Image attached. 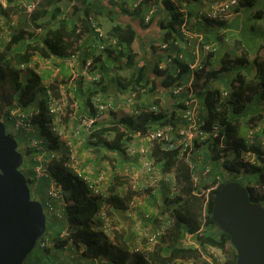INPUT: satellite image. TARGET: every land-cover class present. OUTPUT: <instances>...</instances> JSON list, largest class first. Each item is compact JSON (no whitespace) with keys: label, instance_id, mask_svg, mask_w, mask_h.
I'll return each mask as SVG.
<instances>
[{"label":"trees","instance_id":"1","mask_svg":"<svg viewBox=\"0 0 264 264\" xmlns=\"http://www.w3.org/2000/svg\"><path fill=\"white\" fill-rule=\"evenodd\" d=\"M64 1L72 3L66 14H63L61 9V4ZM196 1L152 0L150 2L140 0L130 12L126 9V0H120L118 4H115L114 0H106V6L103 4V0H44L28 18L14 6L6 9L0 8V20L3 21L5 28L10 24L11 20L8 19L11 14L18 15L20 20L16 29L14 28L12 31L10 39L0 43V109L5 108L4 114L0 111V120L2 122H4L2 119L12 120L13 129H16L15 121L10 118V111L15 107L23 110L28 106V100L39 102V112L31 119V126L37 128L38 133H34V130L28 131L31 126H27V120H24L23 125L17 128L36 136L37 138H29L24 142L31 146L30 143L36 141L39 147L31 146L26 153L21 152L23 163L20 171L27 179L33 200L44 203L51 183L50 179L53 178L61 186L62 198L66 203V205H62L61 200H53L54 213L48 215L46 232L41 238V240L48 238L52 244L44 248L40 246L41 240H39L24 264H76L75 258L65 256L66 241L60 238V234L64 230H67L73 239V244L76 247L75 253H78L86 261L103 258L109 264H176L186 261H191L192 264L201 261L205 264L206 261L202 258L201 250L205 251L211 248L222 257L223 260L220 264H236V251L230 243L228 235L222 232L212 220V201L214 193L222 185L228 182H237L248 190L249 200L252 203H258L264 208V192L258 193L255 189V186L264 182V159H259L254 164L242 160V156L247 152L257 156L264 153L263 149L258 148L255 143H248L249 130L246 136L242 134L243 119L245 121L247 119L248 123L264 119V112L243 118L245 112H249L251 108H253L251 113H254L259 104L262 103L264 106V42H262L264 33L261 28L253 26L250 30V28L248 29L249 25L244 24L246 31L239 34L240 38H232L229 36L232 34L230 32L234 29V24H231L230 20L234 16L219 19L205 18L192 25V27L195 26L193 30L203 36L200 41L202 46L212 45L215 39L218 47L220 40H223L221 43H225L226 36L231 38L232 42L224 49L222 48V56L218 59L214 57L216 48L213 45L212 50L206 56H202L201 67L194 74L196 96L206 109L205 131L207 137L201 136L194 141L187 158L185 157L188 151H183L181 147L166 151L162 149V146H154L152 157L159 166L162 176H169L168 184H174L178 188H175L176 192L172 194V197L164 198L162 212L169 214L167 219H170V224L166 226L164 237L160 238L161 242L157 244L161 246H157L152 252L143 255L132 253L134 255L129 256L131 241L125 239L122 231L119 233L117 230L114 231V243L110 244L106 236L99 230L95 220L101 207L99 196L92 195L84 182L64 166L67 159L64 154L68 153L67 144L70 141L68 138H64L65 131L71 130L70 123L66 124V120L70 121L72 118V114L67 113L68 110L67 114H62L59 118L58 125L62 130V136L54 133L56 137L51 141L48 139V143L42 137L38 139V136L43 135V127L47 124L46 118L50 120L45 107L47 89L56 99L63 100L64 98L68 105L70 103V106L73 107L70 97L72 93H69V89L62 94L59 90L58 84L64 83L63 81L55 80L45 87L42 85L43 72H40L38 61L46 60V64L50 62L51 70L56 75L70 74L67 79L71 78L75 63L79 60L80 73L83 70L85 72V63L89 59V50L85 51V39L91 34L92 41H101L91 29L92 21L96 20L98 16L110 19L115 17L116 22L108 31V35L117 40V47L105 48L103 52L107 54V58H112L111 60L116 63L124 60L130 76L122 81L121 76L116 73L112 76L97 74V81L93 83L94 89L90 90L87 98L91 117L95 115L92 101L98 99V94H107L111 84H115L116 93L128 89L149 90L153 95V103L159 106V109L154 112L149 111V106H143L142 113L134 117L121 113L117 116L118 118H115L114 114H111L116 123L109 127L97 125L105 116L101 117L94 122L91 132H86L88 143L93 139L95 144L101 143L110 150L124 153L133 134L144 133L153 125L172 124L177 126L179 122L176 114L181 105H161L160 97L161 95L166 96L168 103L176 99L169 93V90L184 84L185 77L189 72L187 65L194 62L195 47L185 42V38L179 30L184 20V13L179 9L183 3ZM218 1L214 0L208 4L211 7ZM253 2L255 3L254 0H239L231 14L238 13L240 7L251 8L254 5ZM157 5L159 12L156 9ZM152 6L156 10L145 22V16L153 9ZM127 11L130 15L127 14ZM250 13L255 12L251 11ZM119 14L126 15L128 19L129 16L134 18L138 25L137 28L129 23L122 25ZM189 14L191 13L189 12ZM251 14L249 19H258L251 22L264 21L262 12L258 11L256 16H251ZM188 25L190 29L191 25ZM142 29L150 31L151 36L155 34L153 35L155 37L143 38L139 33ZM193 30L191 29L192 32ZM159 31L162 32L160 40L157 39ZM242 36L244 40L241 39ZM254 37L259 40H253ZM172 42L176 43V46H172ZM164 44L170 46L164 50L161 48ZM251 51L256 52L254 56H251ZM90 52L95 53L96 48H91ZM171 54H176L173 56V63L161 67ZM180 54L183 55L182 58H179ZM100 55L96 56L95 63L100 62ZM251 66L254 67V73L252 78L247 81L248 76L243 70L247 68L248 71L250 68L249 71H252ZM92 71L94 72L95 69ZM228 73L232 74L229 95L222 99L220 95L222 91L216 88V85L224 83ZM214 124L220 126L216 135L208 133ZM110 134L112 138L108 140L105 135ZM59 142L61 145H57ZM42 145H46L47 149L41 148ZM56 146L59 147L58 151L63 149V154L49 160L46 166L48 175L38 177L34 167L38 166L39 162H36L35 159L38 156L48 159L50 152L56 151ZM199 157L201 158L199 159ZM198 160L202 164L200 168L191 169L188 163L196 164ZM30 167H33L32 172L29 171ZM206 167L209 168V174L202 177V172ZM193 173L199 174V184L194 183ZM110 181L106 202L109 205L108 213L111 215L117 211L127 210L135 192L124 187L125 184L129 185L120 175H113ZM214 184H217V188L211 190L206 196V190ZM123 194L125 196L122 197ZM205 201V223L201 226L200 213ZM186 234L190 235L191 241L199 246L200 251L194 245L187 246L183 242ZM162 243L165 244V247L162 246ZM80 249L81 252H79Z\"/></svg>","mask_w":264,"mask_h":264},{"label":"built area","instance_id":"2","mask_svg":"<svg viewBox=\"0 0 264 264\" xmlns=\"http://www.w3.org/2000/svg\"><path fill=\"white\" fill-rule=\"evenodd\" d=\"M44 0H0V8L6 9L11 6H14L15 8L19 9L20 12L24 16L28 18V16L36 11L40 4ZM120 0H114V2H119ZM152 1V0H148ZM239 0H219L214 6H211L209 10L206 9H200L195 11V14L193 15H188V13L184 14V20L183 23L180 26V32L182 36L185 38V42L189 45L192 43L194 45L195 49L193 52L194 55V62L189 63L188 69V76L185 77L184 84L179 85L177 87H172L169 90V93L172 94L175 98L179 99L182 103L181 108L178 109V112L176 114V118L178 119L179 124L177 126H174L172 124H165V125H153L150 129H148L144 133H135L132 136V139L127 143V148H126V154L131 157L133 160H139L142 168V173L145 175H150V174H155L156 173V181L155 183H159L161 180L160 177L157 176V164L155 163L154 158L152 157L153 149L155 145L162 146L163 150H172L175 149L176 147H181L183 151H188L187 156H189V150L192 149L193 143L196 139L200 138L201 136L203 138L207 137L206 131H205V116H204V111L205 108L204 106L200 103V101L196 97V91L194 88V74L197 69L201 67V59L202 56H206L209 51L212 49L211 44H205V45H200V41L202 40V35H195L193 32L189 29L188 23H195L199 22L203 19H219V18H226L227 16L231 15L233 7L238 3ZM137 3L133 5V8L136 6ZM154 6H152L153 8ZM155 11V8L149 11V13L145 16V22L148 21L150 18V15ZM23 16V17H24ZM20 17V15H19ZM10 19L11 20L9 23V26L5 28L3 21L0 20V43H4L5 40H9L11 37V33L16 29L18 26L20 20L18 18V15L16 14H11ZM189 21V22H188ZM12 26L13 28H9ZM92 30L94 33L97 34L98 38L101 39L98 42H91L89 44V48L93 49L94 47L96 48V52L93 53L91 52L90 57H94L97 53L100 54L101 52L104 51L105 48L109 47H117V40L114 37L108 36L107 34H104L101 32V30L96 27L95 25L92 26ZM196 37V38H195ZM195 38L197 39L196 43L194 44L192 39ZM172 46H176V43L172 42ZM170 45L164 44L161 46L162 49L166 50ZM104 53V52H103ZM176 54H171L170 57L166 58V60L162 63L161 67H165L168 64L173 63V56ZM183 55L180 54L179 58H182ZM93 59L89 58L86 60L85 63V70L87 72L93 70L92 66ZM92 80L94 82L97 81V75H94L92 77ZM146 97L147 95V90L146 89H141V90H132L128 89L126 91H119L117 92V100L114 98L111 99V101H102L100 103L99 98L97 100H93V105H94V111L95 115L94 117L92 116L90 121L88 120L89 126L94 124L95 121L99 120L101 117H103L104 114H107V112L111 111L114 109V105L120 106L122 108H126V110L133 116H138L142 112V104L139 103V98L140 96ZM221 98H227L229 95L228 90H223L221 92ZM45 107L46 111L48 113V116L50 117L49 120V128L50 130L57 134L58 136H62V130L59 128V118L63 113V110L65 108V104L58 99H55L50 90H46V95H45ZM161 99V98H160ZM117 101V102H115ZM165 104L163 100L161 99V105ZM174 104V103H173ZM147 106H149V111H158L159 106H156L153 103V98L150 99L147 102ZM33 108L32 111L25 113L24 109L21 110L19 107H15L10 111V118H12L15 121V126L19 128V126L23 125L24 120H27V126H31V119L38 114V112H35ZM26 126V127H27ZM220 130V126L218 124H214L211 126L209 129L210 134L216 135ZM251 133H249L248 138L249 142L254 141L253 139L255 138V131L254 129L250 130ZM248 142V143H249ZM31 146L38 147V142L33 141L30 143ZM262 144L264 145V137L262 139ZM39 148V147H38ZM68 153H65L66 155V161L64 163V166L68 168L69 170L72 171V173L82 180L84 184L87 186L88 190L90 193L94 196H99L98 198L100 199L101 207L95 216L96 224L99 228V230L102 231L104 235H109L112 233V219L110 214L108 213L109 211V205L106 202V198L108 196V191L107 188L110 186V181L108 178L105 176L104 173L99 172V173H87L84 172L80 168V164L78 159L76 158L75 154L73 152H70V149H67ZM264 152V151H263ZM63 154V149L61 151H51L49 154V158H44L43 156H38L35 160L36 162H39V165L34 167V171L37 174L38 177L41 175H48L46 171V166L49 162V160L60 157ZM264 158V153L263 155L257 156L253 153L247 152L245 155L242 156L243 162L249 163V164H254L256 161V158ZM188 162V161H187ZM189 164V167L193 169V166ZM203 175L209 174V168H205L202 172ZM194 173H193V180L195 183L196 179L194 178ZM158 178V179H157ZM165 182H169V176H164ZM51 183L49 186V189L47 191V196L46 199L44 200V203L42 204L43 209H47L48 214L54 213V207H53V200H61L62 205H66L64 202V199L62 198V188L59 184L56 183V180L51 178L50 179ZM170 188H173L171 190L170 196L172 197V194L176 192L175 188H178L177 186H174L170 184ZM217 188V184H214L213 186L211 185L209 189L206 190V196L208 193ZM256 191L258 193L264 192V182L257 185L255 187ZM45 213V212H44ZM205 214H206V201L204 203V207L201 211V226L204 225L205 223ZM46 215V214H45ZM47 219V215H46ZM170 224V219H167L163 225L158 226L157 228L154 229L153 232H151L148 235L145 236H140L136 241L132 243L131 246V251L132 253H142L143 251L147 252H152L154 247L157 246V244L160 242V238L164 237L166 226ZM190 235L186 234L184 237V242L186 243V239L189 238ZM60 238L64 241H66V244L64 245L65 248L68 246L70 248L75 249L76 247L73 244V239L70 235V233L67 230H64L60 234ZM41 240V239H40ZM144 244H142V242ZM141 243V244H140ZM52 242L48 239H42L40 242V246L47 248L51 246ZM190 245H196L195 247H199L197 244L193 243L191 241ZM81 252V249L79 250ZM207 256L204 255V260L206 261L205 264H220L222 262V257L215 255L214 249L208 248L206 249ZM212 256V257H211ZM89 261V260H88ZM93 264H109L107 260L103 258H93L91 260Z\"/></svg>","mask_w":264,"mask_h":264},{"label":"crops","instance_id":"3","mask_svg":"<svg viewBox=\"0 0 264 264\" xmlns=\"http://www.w3.org/2000/svg\"><path fill=\"white\" fill-rule=\"evenodd\" d=\"M105 1L103 0V4L106 6ZM139 1L140 0H126V9L128 11L132 12L131 3L135 4ZM215 1H218V0H215ZM254 1H255V3L253 2L254 5L260 4L263 6H262V8L254 9L253 12H255V13L251 14V16H256L258 11L264 13L263 12L264 11V0H254ZM211 2H214V0H209V1L208 0H197L194 3H187V4L183 3L179 10L182 11L184 14L190 12L191 14H189V15H193V14H195L194 11H197L200 9L209 10L210 9L209 4ZM254 5H252L251 8H254ZM243 8L244 7H242L238 11V13H236L234 15V17H232V19L230 20V23L234 24V26H233L234 29L231 30V32L229 31L230 33H232V36H231L232 38H240L239 34L245 30L244 25H242L243 24L242 23L243 22V14H244ZM109 9L114 10L113 7H112V9L111 8H109ZM128 11H127V14L130 15V13ZM105 12H107V11H105ZM119 16H120V19H121L120 21H121L122 25L129 23V24L133 25L134 28H137L138 25H137V22L134 18H131L129 16V19H128L127 16L123 15V14H119ZM101 17L109 19V17H103V16H101ZM113 19H115V17H112V20ZM103 20H105V19H103ZM95 21L99 24L98 19H96ZM246 26H248V25H246ZM248 28H250V30H251V28H253V24H250L248 26ZM225 31L226 30H224V32ZM193 34H194V36L197 35L195 33H193ZM90 36H91V34L84 41V43L86 45L85 51L89 50V56L91 54L89 44L91 42H94V41H92V38H90ZM195 38H193L191 42L194 43L196 40ZM241 39H242V37H241ZM243 40H244V38H243ZM213 45H216V42L212 43V46ZM219 48H220L219 46H218V48L216 46V50H219ZM56 62L63 63L62 61L61 62L56 61ZM95 64H96V69H95L96 72L99 71L100 73H102V75L112 76V72L108 73V71H107L108 67L112 66V62L109 63V60L107 61V59L105 60L104 58H102V60L100 62L94 63V66H95ZM80 68L81 67H80V60H79L77 63H75V67H74L75 71L72 70V76L69 79V82L58 84L61 94L64 93V91L66 92L68 89H69V93L73 94V95L72 94L70 95L71 100L73 101V108L71 110L72 111V116H71L72 118L70 119L69 123H70V129H71L70 131L72 132L73 142H75V145L73 142H71V140L68 141L67 145L70 149V152H73L75 154V156L77 157L79 164H80V168L84 172H87V173L102 172L105 174V176L108 178L109 181H110L109 172L111 173L112 176L116 172L118 175L122 176L123 179H125V181L128 183L129 186H127V184H125L124 187L130 188L132 191L135 192V195H133L131 201L128 204V209L125 210L124 212L123 211L115 212V215H117L116 216L117 221L120 223L119 227L121 228V231L124 233L125 239L128 240L129 242L131 241V245H132V243L134 241H136L140 236H142L141 234H137L139 232L138 230L141 229V227L144 229L145 232L148 231L151 233L155 229L154 225L156 223L158 224V226L163 225V223L169 217V214L167 215V214L162 213V209L164 207V202H163L164 198L170 196L169 195L170 184H168V182H164V181H161L162 183L160 182V184H156L155 183L156 173L155 174L152 173L150 175L143 174L141 172L142 171L141 164H140V162H138L139 160H136V159L133 160L131 157H129L126 154V152L121 153L119 151L110 150L106 146L102 145L101 143L95 144V141H93V139L91 142L88 143V141L86 139V132L89 131V133H90L94 124H92L91 126H89V124H88V120L90 121L91 115L89 112V102L87 101V98L89 97L90 90L94 89L93 87L95 85L93 84L94 81L92 80V77H90L89 72H87V71L84 72V70H83L80 73ZM57 76L58 75L53 73V75L51 76V80H50L49 84L55 80H61V79L67 80V77H69L70 74L69 75L67 74L65 76L60 75L59 78ZM42 78H43V73H42ZM42 85L44 87L47 86V85H44V82ZM113 85L115 86V84H113ZM222 85L223 84L219 83L216 85V88H219V90H221V87H223ZM51 94H52V92H51ZM111 94H113V93L110 92L108 95L111 96ZM102 95H104V94L103 93L98 94L97 98L101 97ZM52 96H53V94H52ZM151 97H153V95ZM111 98H114V97H111ZM160 98L163 100V102L168 104L166 96L161 95ZM176 99L173 101L174 105H179V104L182 105L181 101L178 99L176 100ZM61 101L65 104V107H66L67 106V102H65L66 100L65 101L61 100ZM262 106H263L262 103L259 104L257 106V110L254 113L250 114L249 116H253V115H257L258 113H262L261 112ZM263 120L264 119H260V120H256L255 122H253V124L256 123V126H255L256 128L253 127L250 129H254L255 134L263 133L262 132L264 129V122H262ZM261 123H263V124L261 125ZM97 125L99 127H108L109 126V124L106 125V122H100V123L98 122ZM249 125H252V123H249ZM246 128L242 129V134L246 135ZM250 129H249V133H251ZM105 137H107L108 140H110L112 138L111 134L105 135ZM258 148H262L264 151V145L262 144V141L259 142ZM259 159L263 160L264 158H258L257 157L256 161L257 160L259 161ZM110 162H111V164H110ZM102 166L105 167L107 169V171H105L104 169H99V168H102ZM158 174H159V172H157V176H159ZM161 177H163V176H161ZM148 186H150V188H152V189L146 190L145 194H142L143 189L148 188ZM121 196L123 197L125 195L123 194ZM141 225H144V227ZM132 228H134V232L132 231ZM147 235H148V233H147ZM132 237H133V239L131 240ZM183 242H184V240H183ZM190 243H191V237L189 236V238L186 239L185 244L190 245ZM199 249L200 248L198 247V250ZM201 255H202V258L204 257V255L207 256L206 250L205 251L201 250ZM215 255L220 256L217 253H215ZM90 263H93V262L89 261V264Z\"/></svg>","mask_w":264,"mask_h":264},{"label":"water","instance_id":"4","mask_svg":"<svg viewBox=\"0 0 264 264\" xmlns=\"http://www.w3.org/2000/svg\"><path fill=\"white\" fill-rule=\"evenodd\" d=\"M22 163L17 140L0 120V264H23L46 232L44 209L31 198ZM211 216L228 235L236 264H264V208L249 200L244 186L222 185L213 195Z\"/></svg>","mask_w":264,"mask_h":264},{"label":"rangeland","instance_id":"5","mask_svg":"<svg viewBox=\"0 0 264 264\" xmlns=\"http://www.w3.org/2000/svg\"><path fill=\"white\" fill-rule=\"evenodd\" d=\"M151 2V1H150ZM115 4H118V2H115ZM62 6V13L63 14H66V13H68L69 11V9H70V7H71V5H70V3H68L67 1H65V2H63L62 4H61ZM133 5H134V3L132 4L131 3V8H133ZM262 6L263 5H260V4H258V5H256L255 6V8H245L244 9V14H243V25L245 24V25H250V24H252L253 22H251V21H257L258 19H255V18H253V19H249V16H250V11H253L254 9H256V8H262ZM156 9L158 10L157 12H159V6L157 5L156 6ZM155 9V10H156ZM240 9H241V7H240ZM133 11V10H132ZM264 12V11H263ZM264 14V13H263ZM232 16H234V14H231V15H229V16H227L228 18H231ZM98 19V22H99V25H98V27L100 28V30L104 33V34H107L108 35V31H110V29L112 28V26H113V24L115 23V21H114V19L112 20V19H106V18H100V17H98L97 18ZM103 19H105V20H103ZM232 19V18H231ZM45 20V19H44ZM43 20V21H44ZM230 20V19H229ZM188 24H190L191 25V28H190V30L192 29H194L195 28V26H193L192 27V25L194 24V23H188ZM253 26H254V28H261V30L264 32V21L263 20H259L257 23H253ZM249 29V28H248ZM247 29V30H248ZM193 32H195V34H197L196 32L197 31H195V30H193ZM139 33H140V35L143 37V38H146L147 36L148 37H150L151 36V34H150V31H147V30H145V29H142L141 31H139ZM157 33V32H156ZM159 35L157 36V39L158 40H160V36H161V34H162V32L161 31H159ZM153 35H155V34H153ZM151 36V37H155V36ZM232 36V34L229 36V37H231ZM229 37H225L226 39H224V41H225V43L224 44H226V46H224L223 47V43H221L222 41L220 40V44L218 45L220 48H219V50H215L214 52H215V58L216 59H218V58H220V56H222V52H223V49L225 48V47H227L228 45H230V43L232 42V39L231 38H229ZM243 36H242V40H243ZM253 40H255V41H258L259 39L258 38H256V37H254L253 38ZM7 40H5V42H6ZM196 41L197 40H195V42H194V44L196 43ZM215 42V39H214V41H213V43ZM262 42H264V36H263V38H262ZM215 46V48H216V46L217 45H214ZM213 47V46H212ZM218 48V47H217ZM223 48V49H222ZM252 53H251V56H254L255 55V51H251ZM263 53V52H262ZM98 55H100V54H96L94 57H90L89 56V58H92L93 59V62H92V68H94V69H96V64H95V66H94V63H95V59L97 58L96 56H98ZM101 59H100V61L102 60V58H104L105 60L107 59V61L109 60V61H112V66H110V67H108V73H110V72H112V75L114 74V73H116V75H119V76H121V80L122 81H124V80H126L127 78H129V76H130V74L128 73V71H127V67H126V65H125V61L124 60H122L121 62H118V63H116L115 61H113V60H111L112 58H107L108 56H107V54L106 53H101ZM39 63H38V66L41 68V70H40V72H43V82H44V85H48L49 84V82H50V80H51V76L53 75V71L51 70V67H52V65H51V63L50 62H48L47 64L45 63L46 62V60H43V61H38ZM110 63V62H109ZM215 64V63H214ZM252 68V71L250 70L249 71V69H248V71H247V68H244V70H243V72L244 73H246V75L248 76V78H246V80L248 81V80H250V78H252V75H253V73H254V67L253 66H251ZM101 68V67H100ZM55 74V73H54ZM89 74H90V77H93L94 75H97V74H100V72L99 71H90V69H89ZM59 76L60 75H58L57 77L59 78ZM62 76V75H61ZM123 78H125V79H123ZM70 79V78H69ZM69 79H67V80H65V79H61V81H63L64 83H66V82H69ZM232 79V74H230V73H228L227 75H226V79H225V81H224V83H221V84H223L222 86L223 87H221V90H229V88H230V84H231V80ZM43 82H42V84H43ZM109 90V92L107 93V94H104V95H102L101 97H99V100H100V102H102V101H105V102H107V101H111V99H113V98H111V97H114V99L115 100H117V93L115 92V86L114 85H110V88L108 89ZM110 92H112L113 94H111V96H109L108 94L110 93ZM152 96V94H150V91L149 90H147V95H146V97H144V96H140L141 98H139V103L140 104H142V107L143 106H147V102L150 100V99H152L153 97H151ZM64 101H65V99H63ZM118 101V100H117ZM117 101H115V102H117ZM66 102V101H65ZM166 104L167 103H165V106H166ZM169 104H171V105H173V102H169L168 103V105ZM115 107H114V109L113 110H111V111H109V112H107V114H104L103 115V119L100 121V122H106V125L107 124H109V126H111V125H113L114 123H116V121H113L114 120V118L112 117L113 115H111V114H114V116H115V118L119 115V114H129V115H131L127 110H126V108H122V107H120V106H117V105H114ZM251 106V105H250ZM250 106H248V108L250 107ZM33 108H35L34 110H35V112H38L39 111V102L37 101V100H28V106H26L25 108H24V111L26 112V113H28V112H30V111H32L33 110ZM72 108L73 107H71L70 106V103H69V105H68V103H67V106L64 108V110H63V113L62 114H65L66 113V111L68 110V114H72ZM251 108V107H250ZM144 110V108H142V111ZM0 111H2V113L5 111V108H2V109H0ZM69 112H71V113H69ZM251 112H253V108H251L250 110H249V112H245V114H244V116H243V118H246L247 116L249 117V115L250 114H252ZM261 112H264V106H262L261 107ZM66 113V114H67ZM142 113V112H141ZM4 114V113H3ZM67 116V115H66ZM131 116H133V115H131ZM61 117V116H60ZM134 117V116H133ZM118 118V117H117ZM3 121H4V124H5V127H6V132L8 133V134H10L11 136H13L16 140H17V142H18V150L20 151V152H23V153H26L27 152V150H28V148H30L31 146H29V143L27 144L26 142H24L25 140H28L29 138H37L36 136H34V135H31V134H29V133H27V132H25V130H22V129H13V126H14V123H13V121L12 120H6V119H2ZM46 120H47V124H45V126L43 127V135L42 136H38V139H41V137L43 138V140L46 142L48 139L51 141V140H54V138L56 137L55 135H54V133H52L51 132V130H50V128H49V126L48 125H50L49 124V120L46 118ZM66 124H69L68 122H69V119L68 120H66ZM99 122V123H100ZM262 122H264V120L262 121ZM243 124H244V128H256L255 126H256V123H252V125H249V123L247 122V119H246V121H245V119H243ZM263 123H261V125H262ZM108 126V127H109ZM30 128V130H28V131H31V130H34V133H38V129L37 128H35V127H29ZM243 128V127H242ZM246 128V134H247V129ZM22 130V131H21ZM24 131V132H23ZM23 132V135H21V133ZM263 133H261V134H255V138H254V141H253V143H255V145L256 146H258L259 145V142H261L262 141V139H263V137H264V129H263V131H262ZM31 133V132H30ZM65 133H66V135H65V139L66 138H68L69 140H71V142H73V136H72V132L70 131V130H67V131H65ZM21 136V137H20ZM246 136V135H245ZM249 140V139H248ZM28 142V141H27ZM47 143H48V141H47ZM74 143V145H75V142H73ZM61 145V143L59 142V143H57V145ZM62 144H63V142H62ZM81 146V145H80ZM41 148H43L44 150H46L47 149V147H46V145H42L41 146ZM56 148L57 149H55L56 150V153L58 152V146H56ZM98 156V155H97ZM201 157H199V159H200ZM201 162H200V160H198L197 161V163L195 164H193L192 163V165L191 166H193V169L194 168H200V166L202 165V164H200ZM110 164H111V162H110ZM99 169H104L105 171H107V169L105 168V167H103L102 166V168H99ZM157 171L159 172V176L158 177H160L161 178V180L162 181H164L165 182V180H164V177H161L162 176V173H161V171H160V169H159V166L157 165ZM32 170H33V167L31 168L30 167V172H32ZM113 171V170H112ZM196 171V170H195ZM113 175H118L116 172L113 174ZM109 176H110V180H112V175H111V173L109 172ZM172 177V178H171ZM171 181L173 182V176L171 175ZM202 177H206L205 175H203L202 174ZM194 178L196 179V184H199V180H200V177H199V174L197 173V175H194ZM194 181V180H193ZM161 182V181H160ZM160 182L159 183H157V184H160ZM110 183H111V181H110ZM162 183V182H161ZM195 183V182H194ZM170 187V186H169ZM150 189H152V188H150V186H148V188H144L143 189V191H142V194H145V191L146 190H150ZM169 190L171 191V190H173V188H169ZM170 191H169V193H170ZM205 203V202H204ZM44 212H45V214L47 215V224H48V218H49V214H48V211H47V209H45L44 210ZM163 213V212H162ZM167 215H168V213H167ZM111 216V219H112V233L111 234H109L108 236L107 235H105L106 236V239L110 242V244H113L114 243V236H115V234H114V231H118V233L121 231V228L119 227V222L117 221V215H115V213H113V214H111L110 215ZM200 216H201V213H200ZM200 222H202V219H201V217H200ZM141 226H143L144 227V225H141ZM146 226V225H145ZM155 228H157L158 227V224L156 223L155 225ZM160 226V225H159ZM57 227H59L58 225H57ZM132 231L134 232V228H132ZM139 232L137 233V234H141L142 236H145V235H147V233L149 234L150 232H148V231H144V229L141 227V229H139L138 230ZM154 231V230H153ZM133 239V237L131 238V240ZM144 242L145 241H143L142 242V244H144ZM161 242V241H160ZM164 242H166V241H164ZM141 244V243H140ZM130 245H131V242H130ZM157 246H161V245H157ZM157 246H155L154 247V249L155 248H157ZM162 246H164L165 247V244H163L162 243ZM187 246H189V245H187ZM153 249V250H154ZM64 251H66V255L65 256H69V257H72V258H75V260H76V264H89V261L87 260H84V259H82L81 258V256L80 255H78V253H75L76 252V248L75 249H73L72 250V248H70L69 246L66 248V250H64ZM145 253H148L147 251H143L141 254L143 255V254H145ZM134 254H132V251H131V246H130V251H129V256H133ZM90 264H93V263H90ZM176 264H192L191 263V261H186V262H177ZM196 264H203L201 261L200 262H197Z\"/></svg>","mask_w":264,"mask_h":264},{"label":"clouds","instance_id":"6","mask_svg":"<svg viewBox=\"0 0 264 264\" xmlns=\"http://www.w3.org/2000/svg\"><path fill=\"white\" fill-rule=\"evenodd\" d=\"M70 5H72V3H70ZM132 9V8H131ZM133 10V9H132ZM93 25H95L96 27H98V23L94 20V21H92V25H91V29H92V26ZM99 28V27H98ZM100 29V28H99ZM102 32V31H101ZM109 36V35H108ZM226 90V89H225ZM220 91H223V90H220ZM197 92V91H196ZM197 97V96H196ZM197 99L199 100V98L197 97ZM200 102H201V104L203 105V103H202V101L201 100H199ZM204 116H205V119H206V109H205V111H204ZM248 130H249V128H248ZM251 130V129H250ZM248 138V137H247ZM247 141L249 142V140L247 139ZM253 141H251V142H249V143H252ZM126 148H127V146H126ZM255 162H257V161H255ZM256 187V186H255Z\"/></svg>","mask_w":264,"mask_h":264},{"label":"flooded vegetation","instance_id":"7","mask_svg":"<svg viewBox=\"0 0 264 264\" xmlns=\"http://www.w3.org/2000/svg\"><path fill=\"white\" fill-rule=\"evenodd\" d=\"M19 145V144H18ZM30 255V254H29ZM28 257V256H27ZM26 260V259H25ZM25 260H24V262H25ZM24 262H23V264H24Z\"/></svg>","mask_w":264,"mask_h":264}]
</instances>
